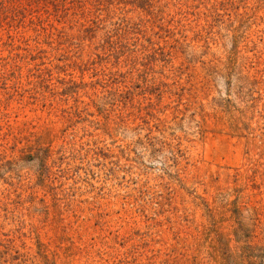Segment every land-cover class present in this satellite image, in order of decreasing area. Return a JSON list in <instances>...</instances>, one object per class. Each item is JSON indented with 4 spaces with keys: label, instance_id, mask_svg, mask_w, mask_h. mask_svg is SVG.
Listing matches in <instances>:
<instances>
[{
    "label": "rangeland",
    "instance_id": "obj_1",
    "mask_svg": "<svg viewBox=\"0 0 264 264\" xmlns=\"http://www.w3.org/2000/svg\"><path fill=\"white\" fill-rule=\"evenodd\" d=\"M162 15L135 27L163 79L140 118L130 69L104 99L82 86L117 62L89 61L94 23L0 33V238L23 263L264 264V0Z\"/></svg>",
    "mask_w": 264,
    "mask_h": 264
},
{
    "label": "trees",
    "instance_id": "obj_2",
    "mask_svg": "<svg viewBox=\"0 0 264 264\" xmlns=\"http://www.w3.org/2000/svg\"><path fill=\"white\" fill-rule=\"evenodd\" d=\"M172 4L173 0H160L159 2L158 0H0V33L8 32L9 37H12L11 31L21 34L23 33L22 29H28L40 36V29L47 34L45 29L53 21L62 27H66L69 20L75 21V19L78 20V26L88 27L94 23L98 32L102 30L101 36L103 37L96 45L98 53H93L94 49L90 47L89 61L90 59L95 60L93 58L95 55L102 60H105L102 57L106 56V59L109 60L106 61L107 63L111 62L113 58L117 62L110 66L102 63L100 65L101 75H95L98 78L97 82L95 84L94 81L85 82L82 86L85 89H88L89 85L94 86L93 91L96 98L104 99L107 97L106 95L112 92H121L128 83L131 85L135 81L142 83L143 86H139L138 91L140 94H135L130 105H137L138 109L130 111L128 104H126L125 109L133 115L137 113L138 118H140L141 113L150 104V96H152L151 92L155 84L163 79L156 78L154 75H145L139 68V66H143L142 62L150 57V50L155 45L147 44L145 37L139 35L135 27H142L137 22H148L147 18H150V14H154L156 10L163 14L160 21H165L164 14L169 11ZM69 6L72 10L69 9ZM174 7L177 11L180 10L179 3L174 4ZM58 37L61 41H67L68 35ZM43 56L38 60L40 62L46 60L41 65L44 66V69L55 67L53 65L54 60H52L55 57L51 53L46 52ZM27 66L31 68L34 64L30 63ZM124 68L130 69L131 77L126 79L125 87H122L114 79ZM101 76L104 77V80ZM100 77L102 80L99 79ZM86 94L88 93L86 92ZM93 102L94 100L90 96L88 104ZM28 145L30 144H27V149H33L31 145ZM5 157L7 158V152ZM4 236L5 239L0 238V247L4 248V250L0 248V255L5 256L3 264H10L15 260H19L17 264H26V260L25 263L22 262L26 254L15 248V237H11L10 234Z\"/></svg>",
    "mask_w": 264,
    "mask_h": 264
}]
</instances>
